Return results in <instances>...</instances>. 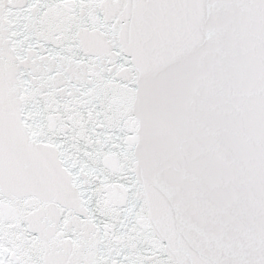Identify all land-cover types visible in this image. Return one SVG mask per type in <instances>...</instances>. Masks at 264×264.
I'll use <instances>...</instances> for the list:
<instances>
[{
    "label": "snow or ice",
    "instance_id": "snow-or-ice-1",
    "mask_svg": "<svg viewBox=\"0 0 264 264\" xmlns=\"http://www.w3.org/2000/svg\"><path fill=\"white\" fill-rule=\"evenodd\" d=\"M0 264H264V0H0Z\"/></svg>",
    "mask_w": 264,
    "mask_h": 264
}]
</instances>
